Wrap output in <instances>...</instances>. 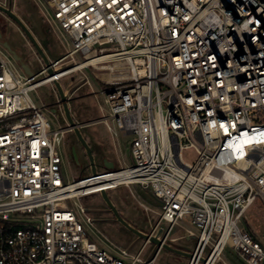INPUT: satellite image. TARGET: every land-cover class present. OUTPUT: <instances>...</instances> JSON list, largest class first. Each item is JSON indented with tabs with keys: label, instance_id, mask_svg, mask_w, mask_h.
Here are the masks:
<instances>
[{
	"label": "built area",
	"instance_id": "obj_1",
	"mask_svg": "<svg viewBox=\"0 0 264 264\" xmlns=\"http://www.w3.org/2000/svg\"><path fill=\"white\" fill-rule=\"evenodd\" d=\"M46 1L74 46L51 62L55 76L17 71L0 43V264H156L162 246L148 255L147 240L135 254H113L80 221L73 205L89 191H75L108 182L107 193L138 185L159 200L149 234L162 230L166 243L189 220V264H218L226 249L264 264V244L241 226L264 201V0ZM77 54L110 58L87 67L120 70L105 89L111 114L99 121L132 136L133 162L67 182L66 130L52 127L30 92L87 68L72 71Z\"/></svg>",
	"mask_w": 264,
	"mask_h": 264
},
{
	"label": "rangeland",
	"instance_id": "obj_2",
	"mask_svg": "<svg viewBox=\"0 0 264 264\" xmlns=\"http://www.w3.org/2000/svg\"><path fill=\"white\" fill-rule=\"evenodd\" d=\"M9 2L10 0H0V4L6 7L9 6ZM12 9L31 30L51 62L59 60L73 49L72 38L59 27L54 19L53 10L46 0H12ZM0 17L6 20L8 25L4 30L5 37L1 43L4 44L6 41L14 50L22 49L25 52V57L34 62L33 72L37 74L42 69V65L35 55L32 45L24 38L17 24L1 14ZM75 58L78 63L84 60L79 54L75 55ZM65 67H67L66 63L61 65L59 69ZM102 67L104 65H99L97 68L87 67L59 80L65 93L69 94V109L78 123L95 121L111 114L106 102L105 89L108 87L107 81L111 75L120 76V70L111 73L108 69H101ZM120 68L124 69L123 66ZM30 96L40 107H49L57 102V95L52 83L31 91ZM44 113L53 128L56 129L66 124L59 113L52 114L49 108ZM108 124L116 128L117 134L108 129L107 123L103 121L88 123L80 128L82 136L93 150L98 173L132 165L130 155L132 136H126L118 130L114 121L108 120ZM69 138L68 145L62 147L63 173L66 181L72 182L90 177L92 175L91 166L84 148L74 133H70ZM183 156L185 160L191 163L197 159L193 150H186ZM108 196L125 220L145 231H149L158 219V214L161 213L159 200L150 191L138 185L118 186L108 191ZM76 203L87 210V214L94 220V223L93 225L87 224L78 205L75 204L73 205L74 210L80 221L94 241L108 252L117 254L119 248H128L133 240H136V236L132 232L115 220L100 193L84 196L76 200ZM146 207L149 208V211ZM241 226H247L264 244V201L259 200L249 209ZM186 227L192 230L194 235L197 234L194 227ZM196 241V237L190 236L181 240L182 243L190 247L188 252H183L187 254L192 252ZM143 243L144 240L137 239V244L131 247V253H137ZM155 247L154 244H150L145 250L149 252ZM189 260L190 258L187 256L164 250L157 257L156 264H189ZM224 262L226 264H245L230 249H226L222 253L218 264H224Z\"/></svg>",
	"mask_w": 264,
	"mask_h": 264
},
{
	"label": "water",
	"instance_id": "obj_3",
	"mask_svg": "<svg viewBox=\"0 0 264 264\" xmlns=\"http://www.w3.org/2000/svg\"><path fill=\"white\" fill-rule=\"evenodd\" d=\"M0 13L6 15L13 22H15L17 24V26L19 27V29L21 30V32H23V34L26 36L27 40L32 45V47L34 48L35 55L38 57V60L43 67L41 72L43 70H45V73L48 77L55 76L56 71L52 68V63L48 59V57L46 56L41 45L39 44V42L37 41V39L35 38V36L31 32V30L26 26V24L20 19V17L17 14L14 13V11L12 9V0H10L9 6H7V7L0 4ZM0 40H1V38H0ZM3 46L6 48L7 52L11 56H13V59L15 60V62H17L19 64L21 70L26 75L32 77V76H35V75H38L41 73V72H38L37 74H35L33 72V70H31V67H34V62H31L30 64H27L26 62L21 63V58H19V56H17V54L10 48V46L7 43H4ZM52 85H53L54 91L57 95V102L55 103V105L59 106V108L63 110L64 116H65V121L68 125V128H70L73 131L77 140L80 142V144L82 145V147L84 148V150L86 152V155H87L89 162H90L92 175L97 176L98 172H97V168L95 166L93 150L91 149V147L88 144V142L86 141V139L82 136L81 131H80V128L84 125L76 122V120L73 118V116L70 112L69 94L65 93V91L63 90V88H62V86L58 80H56V79L53 80ZM100 194H101L103 200L105 201L107 207L113 213L115 220L117 222H119L120 224H122L127 230L132 232V234L137 236L139 239H142L145 241L149 240L155 246H157V247L162 246L164 249L169 250L170 252H173L175 254L187 256L190 259L193 257L192 253H188V254L184 253L183 251L178 250V249L172 247L170 244L164 242V240L162 238H160L162 230H160V232L157 235H151L149 233H144V232L138 230L137 228H135L132 224L127 222V220H125L122 217L121 213L116 208V206L112 203V201L110 200V198L108 196V193L105 190H102L100 192ZM207 261H208L207 258L203 259V264H206Z\"/></svg>",
	"mask_w": 264,
	"mask_h": 264
},
{
	"label": "crops",
	"instance_id": "obj_4",
	"mask_svg": "<svg viewBox=\"0 0 264 264\" xmlns=\"http://www.w3.org/2000/svg\"><path fill=\"white\" fill-rule=\"evenodd\" d=\"M38 42H39V41H38ZM39 44H40V43H39ZM15 66H16V64H15ZM16 69H17V71L21 72V70H19V68H16ZM99 120H100V119L95 120V121L86 122V123H80V124L86 125V124H88V123H92V122H99ZM126 136H127V135H126ZM130 155H131V150H130ZM131 158H132V156H131ZM132 162H133V161H132ZM127 222H129V223L132 224L135 228H137V227H136L133 223H131L130 221H127ZM181 224H182L181 226L178 225V226L175 228V230L173 231L172 235H171L170 238H169L168 244H170V245H171L172 247H174V248H176V246H179V247L181 248V249H180L181 251H187V252H188V249H189L190 247H189V246H186L185 243H182L181 240H183L186 236H190V235L187 234V231H186V230H190V229L187 228L186 226H191V224H190L189 220H184ZM183 225H185V226H183ZM137 229L140 230V231H142V232H144V233H149V232L151 231L152 227H150L149 231H145V230L140 229V228H137ZM133 235H134V234H133ZM134 237H135V236H134ZM190 237H196V235H193V236H190ZM135 239H136V240H133V242L131 243L130 246H135V245L137 244V239H139V238L136 236ZM139 240H142V239H139ZM196 240H197V238H196ZM144 244H145V240H144L143 245H144ZM150 244H152V243H150ZM150 244H148L146 247H148ZM196 244H197V241H196ZM143 245H142V246H143ZM142 246H141V247H142ZM195 248H196V245L194 246L192 252H190V253H193V251L195 250ZM155 249H156V247H155ZM155 249H153L152 251H154ZM176 249H177V248H176ZM164 250H166V249H163L161 252H163ZM178 250H179V249H178ZM152 251L147 252V254H148V255L151 254ZM166 251L170 252L169 250H166ZM171 253H173V252H171ZM189 261H190V260H189Z\"/></svg>",
	"mask_w": 264,
	"mask_h": 264
},
{
	"label": "flooded vegetation",
	"instance_id": "obj_5",
	"mask_svg": "<svg viewBox=\"0 0 264 264\" xmlns=\"http://www.w3.org/2000/svg\"><path fill=\"white\" fill-rule=\"evenodd\" d=\"M1 14V13H0ZM3 17H5V18H7V19H9L10 21H12L10 18H8L6 15H4V14H1ZM15 23V22H14ZM16 24V23H15ZM8 25H7V22H6V20H4L3 18H1L0 17V38H1V40L5 37V32H4V30H5V28L7 27ZM22 34H23V32H22ZM23 36H24V38L27 40V38H26V36L23 34ZM1 40H0V43H1ZM27 42H29L28 40H27ZM4 43H7L6 41L4 42ZM2 44V46H3V43H1ZM4 47V46H3ZM11 48V47H10ZM33 48V47H32ZM4 49L6 50V48L4 47ZM16 54H17V56H19V58H21V63L23 62H26L27 64H30L32 61L30 60V59H28V57L26 58L25 57V52L22 50V49H20V50H14L13 48H11ZM34 49V48H33ZM7 51V50H6ZM34 52H35V50H34ZM11 56V55H10ZM11 58H12V60L14 61V63L16 64V66L19 68V69H21L20 68V66H19V64L17 63V62H15V60L13 59V56H11ZM42 69H43V67H42ZM41 69V70H42ZM31 70H33V67H31ZM41 70L39 71V72H41ZM49 110H50V112L52 113V114H55V113H59L62 117H63V120L65 121V116H64V113H63V110L62 109H60L59 108V106H57V105H55V103L54 104H51L49 107ZM66 122V121H65ZM63 129H65L66 131V133H65V136H64V141H63V144H64V146L65 145H68V143H69V140H70V138H69V134L70 133H73V131L72 130H67L68 129V125H67V123L64 125V126H61Z\"/></svg>",
	"mask_w": 264,
	"mask_h": 264
},
{
	"label": "bare ground",
	"instance_id": "obj_6",
	"mask_svg": "<svg viewBox=\"0 0 264 264\" xmlns=\"http://www.w3.org/2000/svg\"><path fill=\"white\" fill-rule=\"evenodd\" d=\"M108 59H110V58L109 57H105V56L104 57H95L93 55V56H90L85 62L78 64L75 67V69H73L72 71L80 70V69H82L84 67H87V66H95L96 64H98L97 62L106 61ZM102 69H108L109 70V67H103ZM72 71H70V72H72ZM64 75H65V73L62 74V76H64ZM113 176H119V175H113ZM80 184L81 183H78V185H80ZM110 184H111V182H108V183H103L101 185L94 186V187L93 186L89 187V185H80V186H83L84 189L77 190L75 192L78 193L79 191H86V190H88L89 192L87 194L90 195L91 193L94 192L93 189H95V188L96 189L97 188H100L101 190L109 189L110 188ZM78 185H76V186H78ZM76 188H80V187H76ZM218 250L215 252V256H217Z\"/></svg>",
	"mask_w": 264,
	"mask_h": 264
},
{
	"label": "trees",
	"instance_id": "obj_7",
	"mask_svg": "<svg viewBox=\"0 0 264 264\" xmlns=\"http://www.w3.org/2000/svg\"><path fill=\"white\" fill-rule=\"evenodd\" d=\"M176 248L179 249V250L181 249L179 246H176Z\"/></svg>",
	"mask_w": 264,
	"mask_h": 264
}]
</instances>
